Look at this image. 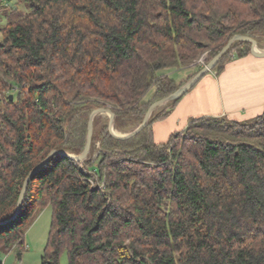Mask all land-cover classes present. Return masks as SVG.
I'll return each mask as SVG.
<instances>
[{"label":"trees","instance_id":"trees-1","mask_svg":"<svg viewBox=\"0 0 264 264\" xmlns=\"http://www.w3.org/2000/svg\"><path fill=\"white\" fill-rule=\"evenodd\" d=\"M5 1L27 9L0 27V221L51 150L82 152L93 110L109 108L129 132L184 83L159 70L193 64L194 75L201 54L206 64L236 34L264 44V0ZM249 52L236 40L211 71ZM179 99L126 139L94 116L87 157L52 155L30 178L0 225V251L21 250L50 204L40 264L63 252L67 264H264V109L192 118L154 143L152 123Z\"/></svg>","mask_w":264,"mask_h":264},{"label":"crops","instance_id":"crops-1","mask_svg":"<svg viewBox=\"0 0 264 264\" xmlns=\"http://www.w3.org/2000/svg\"><path fill=\"white\" fill-rule=\"evenodd\" d=\"M259 49L264 50V45ZM195 68L193 64L164 68L158 74L167 75L180 83L191 77ZM146 94L145 99L148 100L153 89ZM263 109L264 56L257 57L249 52L225 62L219 73L207 72L180 97L167 116L152 123V138L154 143H164L173 133L183 130L192 118L224 116L241 121L261 114Z\"/></svg>","mask_w":264,"mask_h":264},{"label":"water","instance_id":"water-1","mask_svg":"<svg viewBox=\"0 0 264 264\" xmlns=\"http://www.w3.org/2000/svg\"><path fill=\"white\" fill-rule=\"evenodd\" d=\"M8 5L11 6V2H9ZM15 9H16V7H15ZM236 40H242V41L250 42V53L257 56V57H263L264 56V50L259 49L255 38H253L250 35H244V34L233 35L227 41V43L206 64H204L202 66V68L200 70H198L194 75H192L188 80H186L180 87H178L175 91L168 94L167 96L152 102L150 104V106L148 107V109L146 110L141 123L129 132L122 133V134H118V133L114 132V128H113L114 113L109 108H98V109L93 110L90 113L89 118H88L86 141H85V145H84L82 152L79 154H70L64 150H59V149L51 150L47 154V156L42 161H40L36 166H34L31 169V171L28 173V175L26 176V178L23 181L21 190L19 192L16 209H15L12 217L9 219L0 221V225L17 216V214L21 208V205H22V202L24 199V194L26 191V187H27V184H28L30 178L48 162V160L50 159V157L52 155H65V156H68V157H70L76 161H83L87 157V155L89 154V151H90L91 136H92V130H93V118L96 114L108 113V124H107L108 132L113 137L118 138V139H126V138H130V137L134 136L147 124L149 117H150V115L154 109H156L158 106H160L162 104L167 103L168 101L179 99L181 96H183L207 72L212 70V68L217 64V62L222 57V55L227 51V49L230 47V45ZM9 98L12 99V95H9Z\"/></svg>","mask_w":264,"mask_h":264},{"label":"rangeland","instance_id":"rangeland-1","mask_svg":"<svg viewBox=\"0 0 264 264\" xmlns=\"http://www.w3.org/2000/svg\"><path fill=\"white\" fill-rule=\"evenodd\" d=\"M5 2L4 5L8 6L9 2L13 5L16 0H6ZM15 7L17 9H15ZM12 8V10L10 7L3 8V5L0 4V27H3L8 21L20 18L27 9V5L23 3L15 4ZM261 46L258 45L259 48ZM207 55L208 51L201 54L196 61L201 59L204 62ZM196 61H194V64H198ZM204 64L205 62L199 63L198 65L203 66ZM159 72H161V70H159L158 73ZM146 95L144 98H146ZM160 106H163V104ZM98 115L103 118H108V113H98L95 116ZM114 131L118 134L127 132V130L120 131L116 129H114ZM51 216L52 206L47 204L40 209V211L32 218L31 222L26 226L24 231V247L18 251L13 249L8 250V252L0 251V264H40L41 255L48 239ZM59 264H67L66 252H63L60 255Z\"/></svg>","mask_w":264,"mask_h":264},{"label":"built area","instance_id":"built-area-1","mask_svg":"<svg viewBox=\"0 0 264 264\" xmlns=\"http://www.w3.org/2000/svg\"><path fill=\"white\" fill-rule=\"evenodd\" d=\"M198 64L199 63H203V61L201 59H199L198 61H196Z\"/></svg>","mask_w":264,"mask_h":264},{"label":"bare ground","instance_id":"bare-ground-1","mask_svg":"<svg viewBox=\"0 0 264 264\" xmlns=\"http://www.w3.org/2000/svg\"><path fill=\"white\" fill-rule=\"evenodd\" d=\"M115 132V131H114ZM116 133V132H115Z\"/></svg>","mask_w":264,"mask_h":264}]
</instances>
